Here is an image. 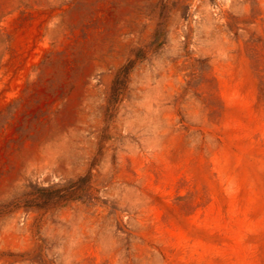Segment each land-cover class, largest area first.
<instances>
[{
	"label": "rangeland",
	"instance_id": "rangeland-1",
	"mask_svg": "<svg viewBox=\"0 0 264 264\" xmlns=\"http://www.w3.org/2000/svg\"><path fill=\"white\" fill-rule=\"evenodd\" d=\"M0 264H264V0H0Z\"/></svg>",
	"mask_w": 264,
	"mask_h": 264
}]
</instances>
